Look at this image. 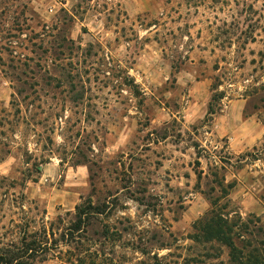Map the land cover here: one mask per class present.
<instances>
[{
  "label": "rangeland",
  "instance_id": "1",
  "mask_svg": "<svg viewBox=\"0 0 264 264\" xmlns=\"http://www.w3.org/2000/svg\"><path fill=\"white\" fill-rule=\"evenodd\" d=\"M0 59V247L48 242L27 264H229L192 240L223 180L264 224V0H0Z\"/></svg>",
  "mask_w": 264,
  "mask_h": 264
},
{
  "label": "trees",
  "instance_id": "2",
  "mask_svg": "<svg viewBox=\"0 0 264 264\" xmlns=\"http://www.w3.org/2000/svg\"><path fill=\"white\" fill-rule=\"evenodd\" d=\"M2 62V59H0ZM134 87H137L133 84ZM264 88V86H262ZM24 91L18 92L23 96ZM225 98L224 92H216L212 96L208 116L216 115L218 103ZM26 99V97L24 98ZM220 196H210V211L194 225L192 240L201 245H217L228 250L229 264H264V224L260 217L251 215L243 218L240 214L228 212L230 202L222 204L229 196L232 184L225 180L219 182ZM91 201L76 207L74 224L68 228L67 236L70 242L76 241V235L85 231L91 225V220L97 214ZM53 234V233H52ZM44 242L25 233L19 245L0 247V264L34 263L43 249L48 247ZM220 257V256H217Z\"/></svg>",
  "mask_w": 264,
  "mask_h": 264
}]
</instances>
